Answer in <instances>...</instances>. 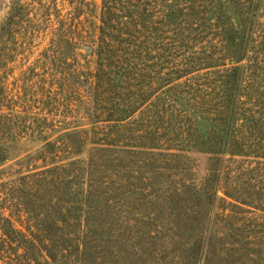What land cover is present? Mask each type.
<instances>
[{
  "label": "trees",
  "instance_id": "16d2710c",
  "mask_svg": "<svg viewBox=\"0 0 264 264\" xmlns=\"http://www.w3.org/2000/svg\"><path fill=\"white\" fill-rule=\"evenodd\" d=\"M261 1H9L0 264L264 263Z\"/></svg>",
  "mask_w": 264,
  "mask_h": 264
},
{
  "label": "rangeland",
  "instance_id": "374dc122",
  "mask_svg": "<svg viewBox=\"0 0 264 264\" xmlns=\"http://www.w3.org/2000/svg\"><path fill=\"white\" fill-rule=\"evenodd\" d=\"M9 1L10 0H0V22L3 20L6 14ZM94 1L98 2V0H94ZM263 1L264 0L260 2V5L262 4ZM37 146H38L37 141L28 138H23L11 143L9 145V148L7 149L8 157L6 158L5 161L0 163V181L6 179L8 173H11L13 171L14 167L16 166L15 163L17 161H20L25 155L33 152L37 148ZM192 156L195 158L196 169L198 173L202 172L205 163V155L200 152L199 153L195 152L192 154ZM261 186L264 188V184H261ZM262 195L264 196V194ZM259 248L261 250V253H264V245H260Z\"/></svg>",
  "mask_w": 264,
  "mask_h": 264
}]
</instances>
